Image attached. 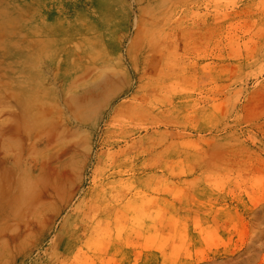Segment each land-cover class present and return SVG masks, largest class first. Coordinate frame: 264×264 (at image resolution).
<instances>
[{
    "label": "rangeland",
    "instance_id": "obj_1",
    "mask_svg": "<svg viewBox=\"0 0 264 264\" xmlns=\"http://www.w3.org/2000/svg\"><path fill=\"white\" fill-rule=\"evenodd\" d=\"M48 10L69 36H0L55 40L0 88V264H264V0Z\"/></svg>",
    "mask_w": 264,
    "mask_h": 264
},
{
    "label": "bare ground",
    "instance_id": "obj_2",
    "mask_svg": "<svg viewBox=\"0 0 264 264\" xmlns=\"http://www.w3.org/2000/svg\"><path fill=\"white\" fill-rule=\"evenodd\" d=\"M58 1L61 0H0V36H69L70 30L67 26L60 25L56 28L50 25L47 20L48 8ZM41 2L45 4L43 9L40 7ZM21 41L22 39L19 38L16 42L8 44L7 48L1 52L0 88L5 89L6 93L4 95H10L22 107L25 103L29 104L34 101L38 96L40 52L45 51L48 53L47 49L53 47L55 40L47 41L46 44L39 42L38 46L29 52H27L26 45H22ZM5 54H8V56L15 55L14 61L18 64L17 72L19 74L17 82L13 84L7 82L10 73H7V70L3 68L6 67L4 62L8 58V56L5 57ZM2 114H4V111H0V115ZM42 207L43 205H41ZM41 210H37L39 212L36 213L40 215Z\"/></svg>",
    "mask_w": 264,
    "mask_h": 264
}]
</instances>
